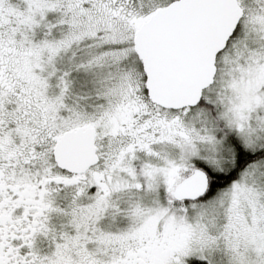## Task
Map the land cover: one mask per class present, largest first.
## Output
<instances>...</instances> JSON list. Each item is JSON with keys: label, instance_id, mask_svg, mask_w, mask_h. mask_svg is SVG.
I'll list each match as a JSON object with an SVG mask.
<instances>
[{"label": "snow or ice", "instance_id": "6c2138e0", "mask_svg": "<svg viewBox=\"0 0 264 264\" xmlns=\"http://www.w3.org/2000/svg\"><path fill=\"white\" fill-rule=\"evenodd\" d=\"M0 264H264V0H0Z\"/></svg>", "mask_w": 264, "mask_h": 264}]
</instances>
